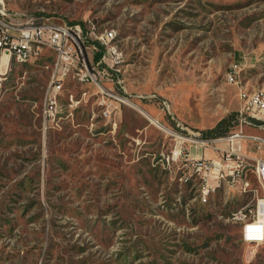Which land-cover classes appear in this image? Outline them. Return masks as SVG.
Returning <instances> with one entry per match:
<instances>
[{
    "label": "rangeland",
    "instance_id": "1",
    "mask_svg": "<svg viewBox=\"0 0 264 264\" xmlns=\"http://www.w3.org/2000/svg\"><path fill=\"white\" fill-rule=\"evenodd\" d=\"M3 2L81 24L90 68L97 35L114 31L125 64L101 81L130 102L108 114L71 76L44 129L53 52L0 53V264H264V240L244 233L264 194L256 173L251 190L225 183L204 203L184 154L197 133L234 130L207 134L239 110L240 87L264 88V0Z\"/></svg>",
    "mask_w": 264,
    "mask_h": 264
},
{
    "label": "built area",
    "instance_id": "2",
    "mask_svg": "<svg viewBox=\"0 0 264 264\" xmlns=\"http://www.w3.org/2000/svg\"><path fill=\"white\" fill-rule=\"evenodd\" d=\"M45 15L34 16L25 11H9L3 0H0V53L7 54L9 61L14 54H21L26 58H41L42 52H53V59L49 60L51 77L44 97V108H41L42 124L44 129L59 124L61 118H56V105L62 104V92L68 78L73 76L80 81L94 83L100 90V100L107 105V113L113 103L126 104L130 101L123 94L110 89L101 79L112 81V75L122 70L125 64L123 52L113 42L115 32L97 35V44L100 46L102 56L89 66L86 54L84 31L81 24L67 25L55 22ZM88 33V32H87ZM103 36L112 37V44H104ZM94 48H97L94 46ZM242 66L233 63L227 72V81L239 85ZM119 80V79H117ZM240 106L236 113L234 124L239 125L229 134L221 135L214 139L204 138L201 133L192 139V143L203 147H211L220 155L218 159L205 155L191 157L190 152H184L186 165L199 179V188L204 194V203L218 188L227 183L231 187L251 190L250 181L246 178L245 153L242 140L248 138L243 130L245 124L264 123V88L252 90L240 87ZM74 97V95H73ZM260 142L257 148L264 144V139L251 137ZM228 143L227 147L219 146ZM215 143L217 145H215ZM183 147L179 154L182 153ZM255 172L264 189V159L256 158ZM262 213L264 214V194ZM257 211H260L257 210ZM233 218H240V212L233 213Z\"/></svg>",
    "mask_w": 264,
    "mask_h": 264
},
{
    "label": "crops",
    "instance_id": "3",
    "mask_svg": "<svg viewBox=\"0 0 264 264\" xmlns=\"http://www.w3.org/2000/svg\"><path fill=\"white\" fill-rule=\"evenodd\" d=\"M237 97L239 100L238 94ZM236 113L231 120L232 121L231 127L234 129L238 128L239 126L237 124H234V119H236ZM243 130L245 135L248 136V138L246 137L242 140V148L245 153L244 161L247 167L246 178L247 180L251 181V183H253L256 173L254 169L256 158L262 157L264 159V146H263L264 144L261 145L260 149H258L257 145H259L260 142L251 137H260L264 139V123L259 122L258 124H254V125L245 124L243 125ZM202 137H204V135ZM219 146L227 147V144L221 143ZM190 155L191 157H200L201 155H205L209 158H214V159H218L220 156L214 149L203 147L195 143H190Z\"/></svg>",
    "mask_w": 264,
    "mask_h": 264
},
{
    "label": "bare ground",
    "instance_id": "4",
    "mask_svg": "<svg viewBox=\"0 0 264 264\" xmlns=\"http://www.w3.org/2000/svg\"><path fill=\"white\" fill-rule=\"evenodd\" d=\"M107 32H114V31L111 30V31H107ZM111 38L112 37H110V36H103V43L107 44L108 40H110ZM14 56L17 57L19 60H22V61H28L29 59H31V58L22 57L21 54H14ZM56 107H57V105H56ZM145 114L149 117V119H151V121L153 123H155L158 126H161L163 129L165 128L160 122L155 120L150 114H148V113H145ZM182 139H184V138H182ZM200 197H201L202 201L204 202V194H203L202 190L200 192ZM207 201H208V198H207L206 202ZM262 206H263V197L258 199V203L256 206L255 211L257 213V220L254 222H251L250 224H248L244 228V233H245V236L247 237L248 240H258V241L264 240V214L262 213ZM259 209H260V211H257Z\"/></svg>",
    "mask_w": 264,
    "mask_h": 264
},
{
    "label": "trees",
    "instance_id": "5",
    "mask_svg": "<svg viewBox=\"0 0 264 264\" xmlns=\"http://www.w3.org/2000/svg\"><path fill=\"white\" fill-rule=\"evenodd\" d=\"M101 56H102V52L99 51L98 53H96L95 59L99 60ZM234 115H235V113L233 115H231L230 117L224 118L221 121H219V123L216 125V127L214 129L209 130L207 134H212V135H216V136L224 134L226 131H228V128H229V127L225 128L224 125L227 122H232L231 120H232ZM231 126L232 125H230V127Z\"/></svg>",
    "mask_w": 264,
    "mask_h": 264
}]
</instances>
